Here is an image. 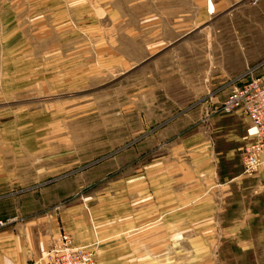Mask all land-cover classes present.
I'll return each mask as SVG.
<instances>
[{"label":"rangeland","instance_id":"obj_1","mask_svg":"<svg viewBox=\"0 0 264 264\" xmlns=\"http://www.w3.org/2000/svg\"><path fill=\"white\" fill-rule=\"evenodd\" d=\"M262 63L264 0H0V227L51 217L55 243L66 234L75 245L62 213L94 235L75 245L94 264H125V217L143 168L191 178L190 142L209 150L207 121ZM255 212L261 219L247 209L246 225L264 229V205ZM230 222L214 220V230ZM195 238L183 235L174 251L166 237L159 259L264 264V252L255 263L237 242L206 253L203 244L222 237Z\"/></svg>","mask_w":264,"mask_h":264},{"label":"crops","instance_id":"obj_2","mask_svg":"<svg viewBox=\"0 0 264 264\" xmlns=\"http://www.w3.org/2000/svg\"><path fill=\"white\" fill-rule=\"evenodd\" d=\"M207 123L211 124L207 125L209 150L198 141L189 144L195 145L190 149L197 152L191 178L182 180V171L171 173L165 164L143 168L141 195L132 203L131 211L127 208L125 217V245L127 253H132L126 256L125 264H165L159 255L166 251V237H171L170 245L176 251L183 235L196 237L191 242H203L204 237L217 235L222 238L217 242L214 238L207 240L204 249L199 250L219 254L225 251L224 244L237 242L239 253L252 255L255 263L261 261L257 255L264 252V229L246 225L247 209L253 211L254 219H261L262 213L256 215L255 204L264 205V171L246 174L241 158L248 120L239 112L227 117L216 113ZM248 190L252 193L249 203L254 205L247 208ZM219 218L231 221L221 232L214 230V220ZM59 219L67 222L65 230L75 245L88 246L94 241V235L84 231V223L75 229L65 214L60 213ZM49 220L52 218L42 223L33 217L0 227V264H38L58 236L55 223L49 224ZM183 220L195 222L185 227ZM109 236L117 239L118 228L111 227ZM197 249L191 243V250ZM136 252H156L158 259L141 261L134 258Z\"/></svg>","mask_w":264,"mask_h":264},{"label":"built area","instance_id":"obj_3","mask_svg":"<svg viewBox=\"0 0 264 264\" xmlns=\"http://www.w3.org/2000/svg\"><path fill=\"white\" fill-rule=\"evenodd\" d=\"M264 63L248 69L240 83L216 110L221 116L241 113L249 123L241 151L244 172L251 175L264 171ZM38 264H94L92 254L76 247L69 236L62 235L39 260Z\"/></svg>","mask_w":264,"mask_h":264},{"label":"bare ground","instance_id":"obj_4","mask_svg":"<svg viewBox=\"0 0 264 264\" xmlns=\"http://www.w3.org/2000/svg\"><path fill=\"white\" fill-rule=\"evenodd\" d=\"M214 9H213V6L212 5H210V11L212 12Z\"/></svg>","mask_w":264,"mask_h":264}]
</instances>
